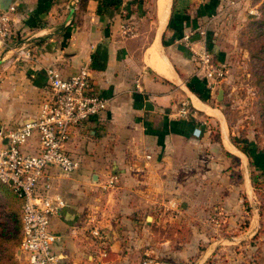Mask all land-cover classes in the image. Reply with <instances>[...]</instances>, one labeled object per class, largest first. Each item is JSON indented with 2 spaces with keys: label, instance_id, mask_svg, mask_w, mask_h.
<instances>
[{
  "label": "crops",
  "instance_id": "obj_1",
  "mask_svg": "<svg viewBox=\"0 0 264 264\" xmlns=\"http://www.w3.org/2000/svg\"><path fill=\"white\" fill-rule=\"evenodd\" d=\"M155 1L152 9L146 0H22L13 28L19 45L33 50V59L0 54L3 130L38 116L49 96L50 67L70 77L90 65V92L108 99L101 115L73 130L68 149L81 160L80 167L72 173L56 166L49 170L50 194L66 202L52 217V229L60 235L54 245L60 264H93L102 248L110 254L106 264H122L119 221L130 219L139 204L160 206L174 199L171 205L179 207L183 199L190 204L207 199L202 189L207 176L226 199L230 188L240 192L231 179L233 156L242 161L243 186L253 181L252 156L233 143L229 125L208 103L229 78L209 91L193 52L206 46L222 63L246 58L247 50L227 33L231 23H238L229 20L231 0ZM263 3L244 0L240 15L262 14ZM199 27L206 33L193 36L201 37L191 49L182 37ZM191 88L211 98L203 101ZM204 114L210 122L221 120L219 135L208 130ZM23 150L40 151L37 134ZM257 157L263 160L264 153ZM113 173L120 177L116 187L102 190ZM211 194L208 199L215 198ZM95 225L108 235L106 242L92 235Z\"/></svg>",
  "mask_w": 264,
  "mask_h": 264
},
{
  "label": "rangeland",
  "instance_id": "obj_2",
  "mask_svg": "<svg viewBox=\"0 0 264 264\" xmlns=\"http://www.w3.org/2000/svg\"><path fill=\"white\" fill-rule=\"evenodd\" d=\"M146 2L153 9L156 1ZM230 7L229 20L238 23H231L227 33L248 53L246 58L238 55L226 62L229 81L219 88L223 96L208 103L229 125L233 143L248 145L256 153L250 160L253 181L243 186L242 161L233 156L231 179L242 188L240 192L230 188L228 199L207 176L202 189L208 198L214 192L213 199H194L192 204L183 199L179 207L171 205L174 199H165L160 206L137 205L130 219L119 221L122 264H142L147 258L174 264H264V159L257 157L264 153V3L262 14L246 18L240 15V4L231 0ZM203 118L208 130L219 135L221 120L210 122L205 114ZM3 186L0 184V264H26L20 251V205L3 192Z\"/></svg>",
  "mask_w": 264,
  "mask_h": 264
},
{
  "label": "built area",
  "instance_id": "obj_3",
  "mask_svg": "<svg viewBox=\"0 0 264 264\" xmlns=\"http://www.w3.org/2000/svg\"><path fill=\"white\" fill-rule=\"evenodd\" d=\"M22 0H13L7 10H0V54L19 59H33L31 48L13 44L14 16ZM244 0H233L239 4ZM254 10L253 13H257ZM130 32V29H126ZM204 36L201 27L186 32L182 40L192 48L193 36ZM198 61V73L207 81L210 90L227 76L226 63L217 61L214 53L206 46L193 50ZM91 66L84 65L74 75L64 77L55 68H48L49 96L43 101L38 116L18 127L0 130V184L6 185L22 200V240L20 251L26 264H60V257L54 245L60 235L52 229V217L66 202L59 195L50 194L51 167L56 166L63 173H72L81 165V160L68 149L73 130L91 118L101 115L108 107V99L99 93L90 92ZM183 114L187 111L182 110ZM200 129L197 130L199 135ZM37 134L40 151L27 153L23 147ZM120 177L113 173L101 184L102 190L116 187ZM43 183V189L40 185ZM92 235L101 243L108 240L102 228L95 225ZM108 251L102 248L93 264H106ZM142 264H174L147 258Z\"/></svg>",
  "mask_w": 264,
  "mask_h": 264
},
{
  "label": "trees",
  "instance_id": "obj_4",
  "mask_svg": "<svg viewBox=\"0 0 264 264\" xmlns=\"http://www.w3.org/2000/svg\"><path fill=\"white\" fill-rule=\"evenodd\" d=\"M101 11V9L99 8V12ZM21 39L20 35L17 34V33H14L13 35V44L15 43H18L19 44V40ZM192 89V88H191ZM198 96L201 100L203 101H208L210 98H211V95L209 96H205L201 91H198L196 89H192ZM210 91V89H209ZM239 147V146H238ZM240 150H242L245 154H247L248 156H252L251 154V149L249 148L248 145L246 146H243V147H239ZM3 189V192L4 193H9L13 196V198L18 202V204L20 205V214L22 216V200L21 198H19L13 191L10 187L6 186V187H2ZM21 240H22V220H21V239H20V244H21ZM109 252H108V256L106 257V260L109 258Z\"/></svg>",
  "mask_w": 264,
  "mask_h": 264
},
{
  "label": "water",
  "instance_id": "obj_5",
  "mask_svg": "<svg viewBox=\"0 0 264 264\" xmlns=\"http://www.w3.org/2000/svg\"><path fill=\"white\" fill-rule=\"evenodd\" d=\"M10 4H11L10 1H7V0L3 1L2 3H0V10H7L9 8ZM200 37L201 36L199 34H197L193 40H199ZM222 96H223V90H220L218 98L220 99ZM0 130H1V123H0Z\"/></svg>",
  "mask_w": 264,
  "mask_h": 264
},
{
  "label": "bare ground",
  "instance_id": "obj_6",
  "mask_svg": "<svg viewBox=\"0 0 264 264\" xmlns=\"http://www.w3.org/2000/svg\"><path fill=\"white\" fill-rule=\"evenodd\" d=\"M161 2L163 3L164 2V0H161ZM162 5V4H161ZM159 60V59H158ZM157 61V60H156ZM161 62V61H160ZM163 62V61H162ZM155 63V62H154ZM156 64V63H155ZM154 67H155V65H154ZM156 68V67H155ZM160 71L163 73V72H165L164 70H162V69H160Z\"/></svg>",
  "mask_w": 264,
  "mask_h": 264
}]
</instances>
